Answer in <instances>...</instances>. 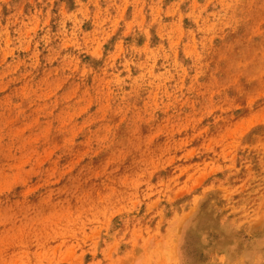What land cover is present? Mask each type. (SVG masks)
Wrapping results in <instances>:
<instances>
[{"label": "rangeland", "instance_id": "1", "mask_svg": "<svg viewBox=\"0 0 264 264\" xmlns=\"http://www.w3.org/2000/svg\"><path fill=\"white\" fill-rule=\"evenodd\" d=\"M0 264H264V0H0Z\"/></svg>", "mask_w": 264, "mask_h": 264}]
</instances>
